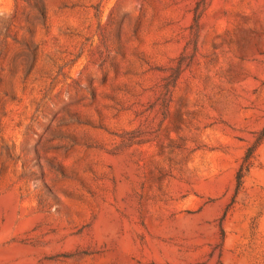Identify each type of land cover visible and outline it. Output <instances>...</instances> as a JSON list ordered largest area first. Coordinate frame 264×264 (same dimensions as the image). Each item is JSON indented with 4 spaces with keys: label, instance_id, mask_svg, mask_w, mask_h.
Wrapping results in <instances>:
<instances>
[{
    "label": "rangeland",
    "instance_id": "1",
    "mask_svg": "<svg viewBox=\"0 0 264 264\" xmlns=\"http://www.w3.org/2000/svg\"><path fill=\"white\" fill-rule=\"evenodd\" d=\"M263 130L264 0H0V264H264Z\"/></svg>",
    "mask_w": 264,
    "mask_h": 264
},
{
    "label": "trees",
    "instance_id": "2",
    "mask_svg": "<svg viewBox=\"0 0 264 264\" xmlns=\"http://www.w3.org/2000/svg\"><path fill=\"white\" fill-rule=\"evenodd\" d=\"M263 139H264V130H263V132H262V135H261V139H260V141H262ZM252 154H253V151H252V149H251V150L249 151L248 155H247V160H250V159H251Z\"/></svg>",
    "mask_w": 264,
    "mask_h": 264
}]
</instances>
